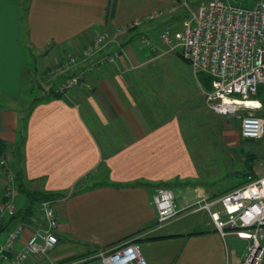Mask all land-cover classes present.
Segmentation results:
<instances>
[{"label":"crops","instance_id":"obj_1","mask_svg":"<svg viewBox=\"0 0 264 264\" xmlns=\"http://www.w3.org/2000/svg\"><path fill=\"white\" fill-rule=\"evenodd\" d=\"M174 2L0 0V140L8 143L5 157L15 174L9 151L19 142L22 119L24 140L17 164L21 181L27 190L57 192L61 196L56 198L62 199L56 203L57 245L46 256L24 264H103L95 256L99 249L130 238L137 239L148 264H239L244 250L232 253L206 211L184 210L164 224L156 220L152 197L159 186L172 190L179 209L231 190L214 191L194 181L200 155L192 144L201 139L193 140L197 132L186 127L192 128L193 120L205 125V115H217L203 103L201 75L198 88L176 110L168 111L156 94L146 90L142 70L156 66L163 48L157 44L150 51L138 38H155L164 23L158 19L175 9ZM136 20L141 23L122 30ZM178 20L182 25L188 19L178 15ZM102 29L113 40L96 57H79L61 75L45 77L71 53L79 54L83 39L91 40ZM114 51L120 53L118 64L94 68L83 84L61 98L45 97L48 88ZM28 52L32 59H41L39 68L28 62ZM34 82L40 95L33 101L19 97ZM263 90L260 87L257 95ZM253 99L262 107L258 97ZM19 100L28 106L20 108L15 104ZM260 109L249 112L257 115ZM218 133L230 151L241 139L239 132L235 135L224 127ZM251 158L253 154L244 156L245 161ZM14 203V223H26L24 242L41 221L39 202L25 213L28 198L15 180ZM32 216L37 220L30 221ZM195 230L201 233L188 235Z\"/></svg>","mask_w":264,"mask_h":264},{"label":"built area","instance_id":"obj_2","mask_svg":"<svg viewBox=\"0 0 264 264\" xmlns=\"http://www.w3.org/2000/svg\"><path fill=\"white\" fill-rule=\"evenodd\" d=\"M183 1L187 3V0ZM256 1L253 8H248L230 0H201L192 17L183 21L179 28L166 26L153 39L146 35L138 38L150 51H154L157 44L170 49L180 46L182 58L193 75L196 78L204 75L210 79L209 88L201 87L204 105L217 115L238 116L239 134L243 139H260L264 134V118L249 112L261 108V104H245L255 101L253 97L264 85V0ZM140 23L136 20L122 30H129ZM112 40L109 31H98L91 40L83 39L79 54L71 53L60 64L51 67L49 73L61 75L79 57H96ZM119 57L118 51L101 55L60 81L54 87L55 91L64 94L66 90L83 84L86 75L95 66L105 68L118 64ZM0 177L2 225L17 211L14 203L15 174L8 167L5 156H0ZM60 199L39 201L41 221L24 242H21L26 226L24 221L20 220L8 228L0 244V264H24L34 257L46 256L57 245L56 203ZM152 201L159 224L171 221L184 210L206 211L222 238L235 236L246 242L239 264L264 263V174H249L244 184L211 199L199 198L181 209L174 202L172 190L166 186L156 188ZM215 205L219 208H215ZM36 220L34 216L30 218V221ZM135 239L101 248L95 256L103 264H148Z\"/></svg>","mask_w":264,"mask_h":264},{"label":"rangeland","instance_id":"obj_3","mask_svg":"<svg viewBox=\"0 0 264 264\" xmlns=\"http://www.w3.org/2000/svg\"><path fill=\"white\" fill-rule=\"evenodd\" d=\"M174 1L173 5L175 6V9L162 16L161 19H158L159 21L164 22L159 25L160 32L163 31L166 26L179 28L181 22L178 20V15H182L184 18L190 19L197 7V4L201 0H187L186 6L183 4V0ZM230 1L234 4L242 5L248 8H253L257 3L256 0ZM161 48L163 49L159 53L156 62H154L156 66L152 67L146 65L142 71L145 73L144 77L147 83L151 84L149 85L146 83V90L150 94H156V96L161 99L162 105L165 104L167 110L171 111L172 108V110H176L175 107L180 108L184 104L182 100L188 97L189 93L195 92L196 87L198 88V82L197 78L193 75L190 66L181 57L180 54L182 49L180 46H175L170 49V47H166V45L162 44ZM27 59L32 66L35 65L39 68L41 63L40 58L37 57L32 59L28 52ZM60 63L61 62L58 64ZM96 67L97 66L94 68ZM48 74H50L49 71L46 73L45 77H49ZM65 79L66 78L61 81ZM43 83L45 84V82ZM79 86L80 85L77 87ZM73 89L74 88L66 90L63 95L68 94ZM261 89H264V85L261 86ZM40 93V86L34 82L33 85L25 87L24 90L20 92L19 97L24 100L33 101L40 95ZM259 95L260 96H258V98L262 103V107L260 109V113H257V115L264 117V90L260 92ZM13 103H15V101H13L12 104ZM15 104H17L20 108L24 105L28 106V103L21 100ZM202 121L205 122V125L199 126V124L196 123L197 121L193 120V127H186V130L197 132V134H194L192 138L193 140L195 138L201 139L200 141H194L195 143L202 144L205 141L202 147L199 146V144L195 146L192 144V147L195 149V153L201 157V160L200 157H198L200 168L198 178H194L195 182H201L202 185L210 187V189L214 191H221L228 187L232 188L237 183L246 180L247 172L249 174L253 173L257 175L264 174V136L261 139H242L240 137L241 139L239 143L235 145L232 151H230L226 147L227 145L223 142L224 140L222 141L221 138H219L220 135L218 131L220 128L224 127L225 131L227 130L229 133L236 135V133L239 132L240 118L238 116L224 117L215 115V117H209L205 115ZM204 152L206 154H204ZM245 154H253V158L245 161ZM229 156H231V159ZM8 167L10 168L9 165ZM231 188L227 190H230ZM14 222L15 221L12 220V222L9 223L8 226L0 233V242L4 241L8 228L13 226L15 224ZM226 241L228 246L231 248L232 253L239 254L244 250L246 243L244 240L234 236H227Z\"/></svg>","mask_w":264,"mask_h":264},{"label":"trees","instance_id":"obj_4","mask_svg":"<svg viewBox=\"0 0 264 264\" xmlns=\"http://www.w3.org/2000/svg\"><path fill=\"white\" fill-rule=\"evenodd\" d=\"M200 78H201L203 86L205 88H209V86H210L209 77H204V75H201ZM257 94L254 97L260 96V95H257ZM44 95L47 98H61V97H63V94L59 93V92H56L54 87H50L48 90H46ZM42 99H43V97H41L39 100H42ZM263 102H264V100H263ZM24 127L25 126L23 125V121L21 119L19 121V129H18L19 142L17 143V145L15 146L14 149L9 151V153L12 155V158H13V168L15 170V180L17 182L18 188L28 198L29 205L24 210V212L25 213H29V212L32 211L33 204L38 203L42 199L56 198V197H59L61 195H60V193H57V192H39V191H30V190L25 189L24 184L22 183L20 175H19L20 174V169L18 168L19 162L21 161V155H22L21 143L24 140ZM7 148H8V143L0 140V156H5L6 155V153L8 151ZM250 174H253V173H250ZM246 181H247V179L244 180L243 182H241L238 186L244 184ZM131 184H138V182H134V183H131ZM238 186H234L231 189L236 188ZM16 217L17 216L15 215L12 218H16ZM6 223H7V221L4 222L2 225H0V228H2ZM198 233H201V231L195 230V231L191 232L188 235L198 234ZM135 241H137V239H135Z\"/></svg>","mask_w":264,"mask_h":264},{"label":"water","instance_id":"obj_5","mask_svg":"<svg viewBox=\"0 0 264 264\" xmlns=\"http://www.w3.org/2000/svg\"><path fill=\"white\" fill-rule=\"evenodd\" d=\"M13 218L9 219V221L2 227L0 228V233L8 226V224L12 221Z\"/></svg>","mask_w":264,"mask_h":264},{"label":"bare ground","instance_id":"obj_6","mask_svg":"<svg viewBox=\"0 0 264 264\" xmlns=\"http://www.w3.org/2000/svg\"><path fill=\"white\" fill-rule=\"evenodd\" d=\"M245 104H246V105H255L256 102H255V101H253V102H245Z\"/></svg>","mask_w":264,"mask_h":264}]
</instances>
